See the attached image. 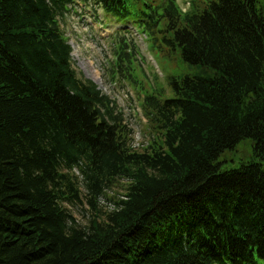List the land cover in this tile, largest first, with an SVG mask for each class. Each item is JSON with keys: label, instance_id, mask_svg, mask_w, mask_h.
I'll use <instances>...</instances> for the list:
<instances>
[{"label": "trees", "instance_id": "obj_1", "mask_svg": "<svg viewBox=\"0 0 264 264\" xmlns=\"http://www.w3.org/2000/svg\"><path fill=\"white\" fill-rule=\"evenodd\" d=\"M74 1L0 0V264H264V0H167L168 41L212 73L144 97L158 134L140 150L72 67L60 19ZM246 140L249 158L224 166ZM82 201L85 224L68 209Z\"/></svg>", "mask_w": 264, "mask_h": 264}, {"label": "rangeland", "instance_id": "obj_2", "mask_svg": "<svg viewBox=\"0 0 264 264\" xmlns=\"http://www.w3.org/2000/svg\"><path fill=\"white\" fill-rule=\"evenodd\" d=\"M205 0H176L181 13L200 10ZM167 0H128L129 13L113 17L93 1L76 0L60 19V27L71 47L72 67L83 78L93 81L103 95L113 101V115L134 149H142L157 130L143 114L142 102L150 94L169 93L171 76L210 75L206 67L189 64L179 48L168 40L173 29L164 14ZM163 96V95H162ZM248 140L220 156L226 165L249 158ZM123 181L100 196V210H111L113 199L122 197ZM125 185V184H124ZM75 219L87 223L93 210L85 201L69 205Z\"/></svg>", "mask_w": 264, "mask_h": 264}]
</instances>
